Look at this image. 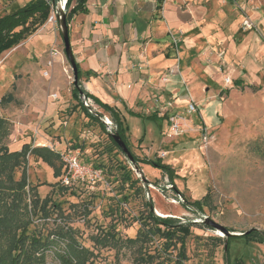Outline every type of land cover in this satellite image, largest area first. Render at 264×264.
<instances>
[{"label":"rangeland","instance_id":"374dc122","mask_svg":"<svg viewBox=\"0 0 264 264\" xmlns=\"http://www.w3.org/2000/svg\"><path fill=\"white\" fill-rule=\"evenodd\" d=\"M29 1L0 0V17ZM154 5L156 19L165 21L174 66L154 80L144 73L140 79L145 93L126 103L146 116L153 112L160 117L178 115L180 129L172 132L167 119L154 122L128 116L112 75L104 82L110 100L106 96L101 100L118 108L126 121L131 155L138 160L160 159L170 166L173 188L162 171L135 163L143 183L134 164L110 143L106 132H113L112 123L104 131L72 99L73 76L63 53L55 6L51 21L48 18L0 55V100L9 93L14 99L0 104V119L7 131L0 146L10 151L24 144L47 147L64 158L75 157L88 171L65 186L60 181L67 173L65 165L56 178L53 168L29 156L26 172V191L37 187L40 199L48 196L61 210L57 216L49 209L47 220L32 214L29 232L45 236L56 225L72 228L77 243L92 253L87 264H132L134 248L101 247L94 238L104 232L121 240L134 238L142 224L149 223L148 204L155 216L173 218L176 225H192L183 264H225L227 237L205 225L204 219L230 233L257 230L264 234V0H156ZM245 20L251 29L243 26ZM45 39L50 45H44ZM148 41L139 43V64L132 63L131 69H148L155 57L153 50H145ZM51 52L56 53L52 58ZM169 69L175 74L168 75ZM79 81L89 92V77L82 74ZM188 102L194 105L193 114L186 112ZM91 105L93 112L111 122L92 101ZM206 195L202 213L193 211L190 204ZM27 204L34 210L30 199ZM161 242L155 237L147 246L152 251ZM64 249L63 242L55 243L35 257L43 264H61L58 252ZM178 252L176 243L165 255L172 260ZM228 261L264 264V245L231 239Z\"/></svg>","mask_w":264,"mask_h":264},{"label":"trees","instance_id":"16d2710c","mask_svg":"<svg viewBox=\"0 0 264 264\" xmlns=\"http://www.w3.org/2000/svg\"><path fill=\"white\" fill-rule=\"evenodd\" d=\"M87 1L67 0L65 6L67 24L74 14L86 12L85 5ZM72 2L73 6H71ZM50 12L51 6L45 0H31L25 6L0 17V55L14 48L27 36L34 33L47 21ZM76 65L78 69V64ZM80 76L78 69L77 85L71 91L72 99L77 102L85 117L96 122L105 131V125L99 120V118H103L104 114H100L98 111L89 112L92 107H85L81 102L82 96L90 99L95 106L108 115L113 131L119 135L127 146L125 120L119 110L102 103L86 92L79 81ZM13 101L14 99L9 93L1 98L0 104ZM127 113L130 116L146 118L154 122L160 119H167V115L159 118L157 113L149 116L137 115L128 111ZM4 126L5 123L0 119V140L7 136ZM106 134L110 138L112 146L119 150L108 132ZM29 156H35L53 168L56 178L61 175L63 162L58 153L47 147H31L29 144H24L20 150L10 151L6 146H0V264H43V260L36 258L35 254L39 253L40 249L50 248L55 243L57 245L62 242L65 249L58 252V259L61 264H87L92 253L77 243L72 228L66 225H56L45 236H41L40 231L37 233L38 235L29 232L32 214L39 217V219L44 218V220H47L50 217L49 209L52 210V214L56 213L57 216L61 213L60 207L53 204L48 196L43 199L38 197L37 187H31L26 191L27 185L29 186L26 177ZM132 157L135 163L149 165L162 171L168 177L172 188L174 187L173 179L175 176L170 166L163 164L160 159L138 160L136 157ZM138 182L137 180L133 183ZM61 187L63 188V186ZM30 193H32L33 197L30 196ZM206 197L208 196L206 195L201 201H195L190 204L194 208L193 211L202 213V208L206 205ZM28 199H30V204L34 210L28 209ZM150 207L151 205L148 204L147 219L150 226L146 222L142 224L134 238L121 240L120 238H115L114 233L104 232L95 236V243H98L101 247H118L121 244L134 248L132 264H183L187 260L185 241L190 235L192 225L189 222L176 225L177 221L173 218L155 216ZM155 237L158 240H162V242L159 247L151 251L147 245L152 243ZM231 239H245L247 242H256L264 245V234L257 230H250L243 236L227 237L225 242V264H229L228 248ZM176 243L179 244V252L174 259H167L168 255H165V252L170 247L174 248ZM233 264H238V262Z\"/></svg>","mask_w":264,"mask_h":264},{"label":"crops","instance_id":"0c3cea01","mask_svg":"<svg viewBox=\"0 0 264 264\" xmlns=\"http://www.w3.org/2000/svg\"><path fill=\"white\" fill-rule=\"evenodd\" d=\"M154 4L156 0H88L86 12L74 14L68 23L69 41L75 62L80 65V74L89 77L88 93L101 102L102 96L110 100L104 82L112 75L110 80L119 85V102L127 115L128 111L146 116L134 112L126 103L144 91L145 86H142L140 79L144 73L154 80L164 70L174 66L173 49L169 34L165 33V21L156 19ZM170 25H173L172 21ZM169 33L177 35V32ZM145 39H149L145 50H153L155 57L149 60L147 70L139 72L131 69L130 65L139 64V43ZM43 43L50 45L46 39ZM130 59H133L131 63ZM171 78L175 79L176 76ZM106 101L102 103L108 104Z\"/></svg>","mask_w":264,"mask_h":264},{"label":"water","instance_id":"95a60500","mask_svg":"<svg viewBox=\"0 0 264 264\" xmlns=\"http://www.w3.org/2000/svg\"><path fill=\"white\" fill-rule=\"evenodd\" d=\"M61 0H52V4L53 6H55V10H56V17H57V22H58V27H59V32H60V37L62 40V44H63V53L65 56V59L67 60V62L70 65L71 71H72V76H73V85L76 86L77 85V81H78V69H77V65L72 53V49H71V45H70V41H69V29H68V24H67V19H66V14L63 11V7L61 6ZM89 112L93 113L92 110H89ZM99 120L106 125L105 121L102 118H99ZM109 136L111 137V139L114 141V143L118 146V148L121 150V152L126 156V158L130 161V163L134 164L135 166V170L137 173H139V176L141 178V181L143 183H145V179H143L140 175V171L139 168L135 165V162L133 160V157L131 155V153L129 152L127 146L125 145V143L121 140V138L119 137V135L116 132H109L108 133ZM150 210L153 211V207H150ZM203 223L205 225H207L208 227L211 228H215L220 230L221 232L224 233V235L226 237H238V236H243L245 235V233L243 234H234V233H230L229 231H227L224 227H222L221 225L209 220V219H204Z\"/></svg>","mask_w":264,"mask_h":264},{"label":"built area","instance_id":"2783aa9c","mask_svg":"<svg viewBox=\"0 0 264 264\" xmlns=\"http://www.w3.org/2000/svg\"><path fill=\"white\" fill-rule=\"evenodd\" d=\"M45 1L51 6V11H53L54 6L52 4V0H45ZM60 2H62V7H63V11H64L67 0H61ZM55 13H56V11H55ZM53 18H54V12H52L51 17L49 18L50 21ZM243 26L247 29L252 28V24L248 20H245L243 22ZM55 54H56L55 52H51V54H50L51 58ZM174 74H175L174 71L172 69H169L168 75L172 76ZM81 102H82L83 106H85V107H90V106L92 107L91 100L85 98L84 96L81 97ZM167 105L170 107L169 103H167ZM186 112L188 114H193L195 112L194 105L191 102L187 103ZM103 120L105 121L107 126H111V122H109L108 119L105 118ZM167 121L170 124L172 132L176 133L180 129L181 124H180V118L178 117V115H171V116L167 115ZM59 156L61 158V161L63 162V165H65V168L67 169V173L60 179V181L63 185L68 186V185H70V182L72 180H75L76 178H83L85 175H88L87 174L88 171L81 168L80 164L78 163V161L76 160L75 157L64 158L60 154H59ZM83 172H85V173H83Z\"/></svg>","mask_w":264,"mask_h":264}]
</instances>
